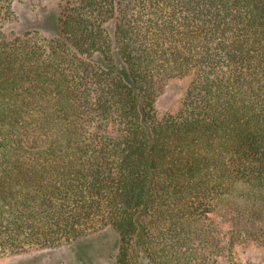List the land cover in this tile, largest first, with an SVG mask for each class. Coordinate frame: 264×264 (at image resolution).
<instances>
[{
  "label": "trees",
  "instance_id": "16d2710c",
  "mask_svg": "<svg viewBox=\"0 0 264 264\" xmlns=\"http://www.w3.org/2000/svg\"><path fill=\"white\" fill-rule=\"evenodd\" d=\"M0 0V257L112 228L113 264L264 246V0ZM190 77L158 116L159 88Z\"/></svg>",
  "mask_w": 264,
  "mask_h": 264
},
{
  "label": "rangeland",
  "instance_id": "374dc122",
  "mask_svg": "<svg viewBox=\"0 0 264 264\" xmlns=\"http://www.w3.org/2000/svg\"><path fill=\"white\" fill-rule=\"evenodd\" d=\"M65 0H24L16 4L17 31L36 29L45 37L58 33L57 19ZM190 77L173 78L160 86L155 102L158 116L175 113L186 96ZM118 234L112 228L53 247L29 248L0 257V264H113ZM242 264H264V246L247 247L234 257ZM217 264H226L219 261Z\"/></svg>",
  "mask_w": 264,
  "mask_h": 264
}]
</instances>
